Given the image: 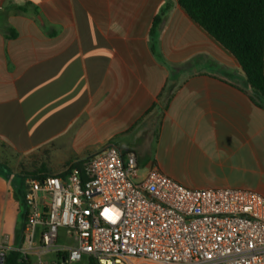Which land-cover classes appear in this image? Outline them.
Returning a JSON list of instances; mask_svg holds the SVG:
<instances>
[{
  "label": "crops",
  "instance_id": "0c3cea01",
  "mask_svg": "<svg viewBox=\"0 0 264 264\" xmlns=\"http://www.w3.org/2000/svg\"><path fill=\"white\" fill-rule=\"evenodd\" d=\"M253 98L179 0H0V148L13 154L58 166L114 145L141 176L155 167L188 189L264 196ZM11 190L0 172V233Z\"/></svg>",
  "mask_w": 264,
  "mask_h": 264
},
{
  "label": "built area",
  "instance_id": "2783aa9c",
  "mask_svg": "<svg viewBox=\"0 0 264 264\" xmlns=\"http://www.w3.org/2000/svg\"><path fill=\"white\" fill-rule=\"evenodd\" d=\"M79 163L67 173L24 178L21 259L264 264L261 194L188 189L155 167L141 176L136 155L114 145Z\"/></svg>",
  "mask_w": 264,
  "mask_h": 264
},
{
  "label": "trees",
  "instance_id": "16d2710c",
  "mask_svg": "<svg viewBox=\"0 0 264 264\" xmlns=\"http://www.w3.org/2000/svg\"><path fill=\"white\" fill-rule=\"evenodd\" d=\"M179 4L202 29L235 57L253 94V102L264 109V0H179ZM161 17L162 14H159L154 19L150 35L155 34ZM79 167L80 163H72L63 173ZM5 170V178L12 187L15 186L12 175ZM27 175L44 177L52 174L42 171ZM25 217L24 208L14 249L4 255L2 264H30L29 259L20 258L17 250L22 244ZM89 264L96 263L90 259Z\"/></svg>",
  "mask_w": 264,
  "mask_h": 264
},
{
  "label": "rangeland",
  "instance_id": "374dc122",
  "mask_svg": "<svg viewBox=\"0 0 264 264\" xmlns=\"http://www.w3.org/2000/svg\"><path fill=\"white\" fill-rule=\"evenodd\" d=\"M0 164L2 165L0 167V172L4 175L6 173V168L12 175L11 178L15 185L12 187L8 198H3V201L6 200L8 202V213L5 221L6 232L0 233V255H5L15 246L16 236L20 224V216L25 208L22 195L24 182L22 176L29 177L30 175L27 174L42 171H47L51 174H60L65 172L71 163L54 166L49 164V160L44 154L16 155L6 149L0 148ZM4 196L7 197V194ZM5 214L6 213L4 212L3 216H5ZM59 235V242H62L64 240L63 230L59 231ZM44 259L49 261L53 259V255H47ZM29 261L30 264H36V259L34 257H32ZM89 261L90 260L83 258L81 261L74 264H89ZM57 264L61 263L58 262Z\"/></svg>",
  "mask_w": 264,
  "mask_h": 264
},
{
  "label": "water",
  "instance_id": "95a60500",
  "mask_svg": "<svg viewBox=\"0 0 264 264\" xmlns=\"http://www.w3.org/2000/svg\"><path fill=\"white\" fill-rule=\"evenodd\" d=\"M3 257H4V254H1V255H0V264H2Z\"/></svg>",
  "mask_w": 264,
  "mask_h": 264
}]
</instances>
